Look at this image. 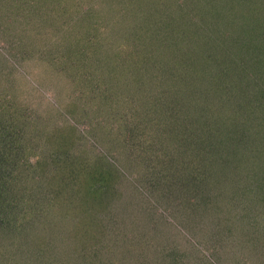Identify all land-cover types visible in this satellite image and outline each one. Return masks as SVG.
Segmentation results:
<instances>
[{
    "label": "trees",
    "instance_id": "obj_1",
    "mask_svg": "<svg viewBox=\"0 0 264 264\" xmlns=\"http://www.w3.org/2000/svg\"><path fill=\"white\" fill-rule=\"evenodd\" d=\"M24 1L28 0H0L1 23L12 24L20 18L28 41L37 45L34 51L45 55L46 74L62 65L61 58L69 65L71 57L74 64L70 66L85 77L73 74L81 89L76 83L71 94L66 91L68 80L62 84L58 78L60 89L68 86L56 91L58 99L53 97L56 118L49 113L40 118L35 107L29 108L13 92L27 98L25 80L21 85L9 79L17 63L14 50L27 43L23 36L21 42L15 41L16 33L6 36L7 48H3L5 39L0 43L4 50L0 51V232L13 243L14 229H31L19 247L9 250L17 256L13 264L32 260L31 264L48 260L69 264L71 252L86 258L88 264H182L181 252L167 239L159 242L156 225H145L150 219L138 214L143 207L138 208L118 187L126 176L137 179L134 190L157 202L156 209L184 218L181 227L191 238L200 226L205 230L207 222L214 231L208 241L222 247L217 231L233 228L254 259L264 257L260 241L264 222L259 219H264V0H218L214 6L218 18L205 3L203 9L214 20L205 19L201 7L182 11L176 20L169 15L162 18L163 12L155 6L148 13L140 8L142 0H136L139 4L133 7L119 4L118 10L102 6V0H89L83 10L87 14L82 15L85 26L80 25L84 29L72 23L56 38V27L70 21L65 17L64 0H33L27 6ZM164 2L161 9L178 6L179 0ZM127 11L132 14L128 18ZM189 11L192 20L181 28L182 35L174 26L182 27ZM116 12L119 24L125 29L130 26L131 32L124 30L115 38L127 37L133 44L138 42L137 48L131 46L127 58L112 64L98 60L92 63L93 69L82 67L85 56L110 49L109 36L103 34L104 21ZM166 28L168 36H164ZM47 33L53 37L45 42ZM14 43L18 47L12 50ZM177 49L178 53H172ZM166 62L175 63L180 73L168 71ZM5 77L11 85L4 84ZM121 97L129 102H120ZM121 108L129 111V119L112 134L121 137L120 148L116 150L117 144L111 141L101 151L72 158L71 147L81 134L80 130L73 134L71 124H57L60 116L66 120L63 112L74 117L86 111L100 126L106 115L122 120L126 113L119 114ZM135 169H141L147 179ZM36 194L39 202L32 199ZM36 204L43 212L37 224L30 210ZM150 237L153 247L160 248L147 253ZM68 243H73L74 251ZM102 249L109 252L104 262L99 258Z\"/></svg>",
    "mask_w": 264,
    "mask_h": 264
},
{
    "label": "rangeland",
    "instance_id": "obj_2",
    "mask_svg": "<svg viewBox=\"0 0 264 264\" xmlns=\"http://www.w3.org/2000/svg\"><path fill=\"white\" fill-rule=\"evenodd\" d=\"M10 1L11 0H1L2 3H5V2L10 3ZM87 1L89 0H73V1L64 0L62 2L63 7L64 8L67 7V8L63 10L66 14L65 17L68 18L70 21L68 24L63 23L61 27H56L54 37L52 34L51 36L49 33H47L45 42H47L48 37L56 38L57 34L61 33L60 30L63 29V27L67 28L68 30L69 29L68 25H71L72 23H77L78 25L76 26L77 29L78 28L84 29L83 27H80V25L85 26L82 23V22H85L83 20L84 18L82 17V15L87 14V12L83 11L84 8L86 7ZM102 1H103L102 3L104 4L102 6L106 7V4H107L111 8L113 7L115 10H118V8L121 7L120 5H126V6L132 5L133 7L140 3L141 5L140 8H145V11H147L148 13H151L152 12L151 10H153L154 9L153 7L155 6L157 7V10L159 9V11L163 12V15L161 16L162 18H166L169 15L171 18L176 19V20L179 19L180 16H177V15H180L182 11L187 12L188 10H193L196 8L198 9L199 7H201L203 10L202 13L204 14L203 15L204 18L206 19L207 17L210 20L211 19L214 20L216 19L215 16L210 12L206 13V11L203 9V7H206L205 3H208L209 5L206 8L207 9L210 8L211 11H213L216 14V17L217 18L219 17L218 15L219 10L214 8V6L218 3V0H191V2L189 3L187 1L183 3V0H179L178 6H172L170 4L167 6L166 9H161L162 7L160 6V5L166 4L164 0L163 1L153 0V2H151V0H142V1H138L139 3L136 2V0H102ZM32 2L33 0H28L26 2L24 1L23 4L27 6V5H30ZM149 4H152V6L149 7L148 6ZM184 6H186V8H183ZM70 11H73V12H70ZM126 13H127V18L130 15L135 14L134 9H132V14L129 13L128 11ZM158 13L159 12H157V14ZM192 16H193V12L189 11V17L187 16L186 18L183 19V24H181L182 27H180L179 25H175L174 26L176 27L175 30H177L178 32L180 30L183 31L181 28H184L186 25H189L191 23L192 19L190 18ZM16 17H17V14H16ZM2 20H3V17L0 16V43H2L4 39H5V42L7 43L8 39L6 38V36L10 35V33L11 34L16 33L15 34L16 37L14 38L15 41L18 40V38L20 40V37L23 36V41L27 43L21 46L20 49L18 48L14 50L16 47H18L16 43H14L16 45L11 47V49L14 50L17 54L14 57L16 58L17 63L15 64L14 69L11 72L9 71V79L15 80L14 81L15 84L18 83L21 85H22V78L25 80L24 86L27 89L26 91L27 98L30 103L27 102V98L24 94L20 96L19 93H17L15 89L13 92L18 94V100L22 99V101L24 100L26 103L30 104L29 108L35 107L36 111L40 115V118L44 119L48 117L47 113H49L53 115L52 119H55L56 117L54 116L56 115L54 114H55L56 108L53 105L55 104L53 103V97L55 99H58L59 94L56 91L64 90L68 86L66 83L64 85V88L60 89L58 87L59 86L58 78L60 79L62 84H64L63 83L64 80L66 79L68 80L69 86L66 88V91H67V94L69 92L71 94L72 90L74 89L77 83V81H73V78H72L73 74L75 73L76 75H78V74L83 73V75L80 76V78H84L85 73L81 70L79 72L78 68L74 69L73 66H70L74 64V60L73 58L69 57L67 60L69 62V65L67 63H64L65 58H61L63 61V63L61 62L62 65L60 66L58 65L56 68V71L51 72V74L50 72H47L46 74L45 72L48 69L47 68L45 70L43 69V67L45 68V63H46L45 57H44L45 55L43 53L42 55H40L38 54L40 52L36 53V51H34L37 45L36 43L28 41L29 39H28L27 33L26 32L23 33V30L21 28L22 26L20 25L21 23L20 18L17 17V19L13 21L12 24H9V21H5L7 25L2 24L1 23ZM193 20H195V18H193ZM153 23H157V21L153 19ZM104 27L105 29H103V34H105V37L109 36V39L106 40V42L108 43V46L110 49L107 50V52L101 49L100 51L95 52L96 53L95 55L90 54L89 58L85 56L84 57L85 61L82 60V62L80 63L82 64V67L85 66V68L88 70L93 69L94 66H92V63H95L96 65L97 62L100 61L101 64L107 65L109 63L112 64L113 62H116L117 60H119V58H127V56L131 52L130 51L132 49L131 46H134L135 48H137L136 46H138L137 45L138 42L137 43L134 42L133 44V42L131 43L127 39V37L125 38L124 36L123 37L118 36L115 38V36L119 35V33H124L125 31L131 32L130 26H127V29H125L124 27H122L121 24H119V22L117 21V12L115 14L112 13V14L107 15L104 21ZM100 29H102V26L100 27ZM179 33H182V32H179ZM165 35L166 36L169 35V28H166L164 36ZM6 43H4V46H3L4 49L5 47L7 48V46L10 45V43H7V44ZM0 51H4V50L0 49ZM178 52L179 50L177 49L173 51L172 53H178ZM181 55H183V53ZM168 56L169 55H167V58ZM108 61H111V62H108ZM165 64L168 68V71L170 72L172 71L176 74L180 73L179 68L175 63L173 64L171 62V65H170L168 64V62H166ZM69 70L74 71V72H70ZM69 73L70 75H68ZM40 74H43V75H40ZM116 74H119V73L117 72ZM100 76L101 75H99V79H100ZM105 77L106 75L103 74V78ZM4 79L8 80L6 83H4L5 85L6 84L11 85V82L8 78L5 77ZM77 86H79V82L77 83ZM87 89L88 88H85L84 91L87 92L86 91ZM120 93L122 95H127V97L129 98V95L127 93H122V92ZM60 94L64 96L63 91L60 92ZM119 100L125 105L129 102V99H126V98L122 99V97ZM197 107H199V102L197 103ZM118 110H120L121 113L119 114H122V116L126 113L123 116L122 120L119 119L120 116L113 115L111 117L110 115H106L104 116L103 124H101L100 126H98L97 122L95 121L96 119L92 117V115L90 116V113H86V111H84V113L81 115L74 114V117L76 119L72 117V115L68 116L67 114L63 112V116L66 120H63V118L60 116L59 119H61L62 121H59L60 123H57V124L60 125L63 122L67 124H71L74 127L73 129L74 131L72 133L76 134L80 130L79 133L81 134V136L78 139H74L75 143L73 147H71V149L73 150L72 158L81 159V157L79 156L81 154L88 155V154L95 153L96 151H101L104 148H107L108 143H110L111 141L113 145L117 144L116 146H114L116 150L120 148V142L118 143V141L121 140V137L117 135H116L117 137L115 136L112 137V134L116 133L117 129L124 127L126 121L129 119L128 118L129 111L125 108H121ZM200 112L201 111L199 109L198 113ZM210 112L211 111L207 112L208 115ZM225 117L229 119L230 115H226ZM81 126H84V132L81 130L82 128ZM106 158L107 157L105 156V159ZM86 159L88 160L90 159V157L88 156ZM107 161H108V158H107ZM136 171L139 172L138 175L141 178L147 179L148 175L147 176L144 175L141 169H135L134 172ZM150 176L151 178H153L154 175H150ZM126 177L127 179L123 180V182H120L117 180L119 183L118 187H120L121 190L125 191V196L130 197L131 200L136 204V206H138V208L143 207L141 208L143 211H138V214L140 216L144 215L150 219V220H147V222L146 221L144 222L145 225H150V224L152 225L153 223L156 225V228H158L157 230L159 232V242H163V239H167L168 242L170 241L173 244V246H175L178 249V252H181L182 259L180 261L182 262V264H264V257L260 256L254 259L253 254L250 253L249 250H247V244L245 245L243 243L244 241L242 240L241 234L236 232V230H233V228L232 230L230 228L228 231L224 229L217 231L219 232L218 236H221V238H223L222 247H219V243H213V240L208 241L209 233H212L214 231L211 229L210 225L207 222L204 224L205 225L204 227L206 229L203 230V226H200L198 228V229L201 228L199 230L200 233L199 231L198 232L196 231L195 232L196 235L194 234V238H191L187 234V232H185V230H183V228L181 227V224L182 225L184 224L183 223L184 218H181V217L178 218L177 213L172 211V216H175L176 218L175 219L174 217H169L165 211L161 212L163 209L160 208L161 211H159V209H156L155 204H158L157 202L150 200L149 197L144 192L140 193L138 192V190H134L136 189L137 179L133 180L131 177H128V176ZM26 198L27 197H24V196L21 197V199H24L23 203L28 204L29 201L26 200ZM146 198L147 200L145 201ZM32 199H35V202L37 201L39 202L41 198H38L36 194L33 196ZM143 200L145 201V203L142 202ZM44 202L45 201L43 199V203L41 205H43ZM17 205H19V203H17ZM41 205L36 204L33 207L32 206L30 207L31 213L33 215L32 218L34 217V221L36 224H37V220L40 219L43 215V212L39 207ZM177 212H181V210L177 209ZM259 219L261 223L264 222L263 218H262L263 221H261V217H259ZM20 225H22L21 227L25 226L23 222ZM30 231L31 229H28V228L14 229L15 237L17 238L14 237L12 239L13 243H11L9 235H4L3 233L0 232V259L3 260L6 258L7 264H13V262L17 260V256L15 257L14 255L12 256V254L9 253V250L11 252L13 251L14 247L15 248L19 247L20 246L19 242L22 241L23 237H28ZM260 241L261 243H264V237L261 238ZM148 244L150 245V248L147 250V253L153 252V248L155 247L156 249L160 248V246H157V245L153 247V241L151 237L148 239ZM68 245H69L70 251H74V250H71V248L73 247V243H68ZM77 245L78 243L74 242V246H77ZM166 249L167 248L164 247V251H166ZM36 250L37 249L34 248V251ZM79 256L80 254L76 255L75 252H71L70 255H68V260L70 261L68 263L74 264L73 260H77V262L80 263V260L83 259L82 264H88V260L86 258L83 257L82 259H80ZM108 257H109V252H106L102 249V252H100L99 254V258L102 260V262L106 261ZM31 263H33V260L32 262H28V264H31ZM0 264L2 263L0 262ZM44 264H52V263L48 260V261H45Z\"/></svg>",
    "mask_w": 264,
    "mask_h": 264
}]
</instances>
